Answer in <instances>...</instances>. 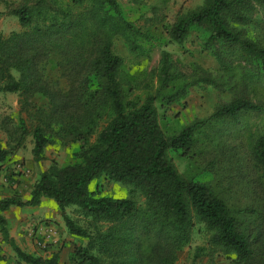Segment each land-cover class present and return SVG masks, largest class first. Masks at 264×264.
Instances as JSON below:
<instances>
[{"label":"trees","instance_id":"1","mask_svg":"<svg viewBox=\"0 0 264 264\" xmlns=\"http://www.w3.org/2000/svg\"><path fill=\"white\" fill-rule=\"evenodd\" d=\"M257 4L264 0H205L196 10L179 16L166 32L171 41L180 44L192 28L203 27L205 48L213 51L226 72L228 64L214 50L215 44L236 47L251 64L248 76L261 81L264 43L242 36V30L253 22ZM14 13L22 30L0 35V92L19 93L20 111L27 115H31L33 96L48 99L47 109L35 108L37 123L31 132L35 159L56 138L80 143L78 161L63 167L51 165L34 183L29 199H0V231L17 258L28 264H56V255L44 259L20 249L9 238L1 213L11 205H38L46 196L56 202L67 232L87 239L84 245L72 248L71 264H176L177 253L191 240L194 219L202 224L197 232L205 236L197 255L211 260L216 252L232 253L238 264H257L264 256V215L253 237L241 228L238 217L217 192L197 179L181 176L166 152L187 151L194 130L213 118L264 111V104L234 97L208 118L167 137L157 122L154 96L147 95L142 103L126 98L120 78L123 57L115 53L113 40L120 37L135 49L139 46L134 39L142 33L122 15L117 0H37ZM48 63L69 76L66 90L43 78L42 69ZM158 72L165 81L180 76L185 80L181 88L164 97L167 102L201 78L198 73H177L166 51ZM202 74L205 77L200 80L216 88L224 83L231 87V76L219 84L209 74ZM19 121L22 138L27 131L24 118ZM252 152L257 170L264 174V135L253 142ZM10 153L9 148L0 147V162ZM99 177L131 185L133 192L143 194L144 207L139 208L132 197L99 196L89 186ZM69 206L88 225H79L68 214Z\"/></svg>","mask_w":264,"mask_h":264},{"label":"rangeland","instance_id":"2","mask_svg":"<svg viewBox=\"0 0 264 264\" xmlns=\"http://www.w3.org/2000/svg\"><path fill=\"white\" fill-rule=\"evenodd\" d=\"M36 1L0 0V35L7 36L11 31L22 30L14 10L25 3L33 4ZM117 1L122 15L142 33L134 39V45L139 46L135 49H130L120 37L113 40L115 53L123 57L120 78L127 89L126 98L142 103L147 95L154 96L157 122L165 136H176L187 125L208 118L217 107L234 97L240 96L264 104V80L257 81L248 76L251 64L236 47L214 45V50L228 64L229 71L226 72L213 51L205 48L207 32L203 27L192 28L180 44L170 40L166 27L172 25L179 16L199 8L205 0ZM242 36L264 43V4L256 5L253 22L242 30ZM164 51L169 53V60L177 73L183 76L198 73L201 76L195 80H198L195 84L187 86L184 94L171 102H167L164 97L181 88L185 80L181 76L167 81L160 77L158 68ZM43 67V78L48 84L62 90L70 86L69 76L61 69L49 63ZM204 72L219 84L231 76V87L224 83V87L216 88L200 80L205 77L202 74ZM20 98L17 92H0V147L11 151L2 162H12L9 173L12 180L20 181L22 176L27 180L25 189L29 190L51 165L63 167L77 162L80 143L56 138L47 143L40 157L35 159L31 134L37 123L35 108L47 109L50 104L46 97L36 94L31 98V115H27L20 111ZM20 117L24 118L27 131L22 138ZM262 135L264 111H246L238 113L234 118L211 119L194 130L187 151L169 149L166 152L168 160L181 176L197 179L217 192L238 217L241 228L253 237H256L254 233L263 223L264 174L256 168L252 145ZM95 138L94 135L90 141L94 142ZM89 186L99 196L132 197L139 208L144 207L143 194L133 192L129 184L99 177L92 180ZM74 208L67 207L68 214L79 225H88ZM193 221L195 225L191 240L177 253L176 264H210L211 261L215 264H238L232 253L216 252L211 260L204 254L197 255V248L205 245V236L197 232L202 224L195 219ZM62 239L69 248L68 259L73 247L84 245L87 241L84 237L68 232L63 234ZM67 264H71L70 261ZM257 264H264V256Z\"/></svg>","mask_w":264,"mask_h":264},{"label":"crops","instance_id":"3","mask_svg":"<svg viewBox=\"0 0 264 264\" xmlns=\"http://www.w3.org/2000/svg\"><path fill=\"white\" fill-rule=\"evenodd\" d=\"M11 168V161L0 162V199L18 196L25 201L29 199L32 187L25 189L27 180L22 176L20 181L12 180L9 175ZM1 213L6 220L9 238L24 252L44 259L56 255V264L69 262V248L62 239L67 229L53 199L43 196L38 205H11ZM43 247L45 250H41ZM0 264H28L17 258L10 243L4 241L1 231Z\"/></svg>","mask_w":264,"mask_h":264},{"label":"built area","instance_id":"4","mask_svg":"<svg viewBox=\"0 0 264 264\" xmlns=\"http://www.w3.org/2000/svg\"><path fill=\"white\" fill-rule=\"evenodd\" d=\"M43 246V245H42Z\"/></svg>","mask_w":264,"mask_h":264}]
</instances>
